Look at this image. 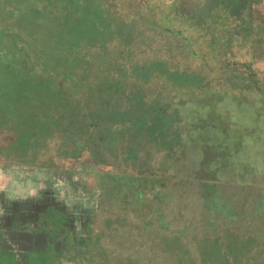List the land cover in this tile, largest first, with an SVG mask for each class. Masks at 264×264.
Segmentation results:
<instances>
[{
    "label": "rangeland",
    "instance_id": "obj_1",
    "mask_svg": "<svg viewBox=\"0 0 264 264\" xmlns=\"http://www.w3.org/2000/svg\"><path fill=\"white\" fill-rule=\"evenodd\" d=\"M25 1L18 14L0 13V22L33 20L21 21L29 39L13 31L22 53L0 58L11 82L0 84V111L30 129L24 139L48 140L32 147L51 164L0 156V188L25 199L29 219L56 215L37 221L54 233L55 264H263L264 11L240 5L235 15L210 0H45L34 14ZM64 95L90 101L93 115L76 112L79 123L104 117L108 137L120 138L65 130L56 110ZM37 100L42 123L29 118ZM163 148L160 168L121 160ZM245 246L257 251L240 263Z\"/></svg>",
    "mask_w": 264,
    "mask_h": 264
},
{
    "label": "trees",
    "instance_id": "obj_2",
    "mask_svg": "<svg viewBox=\"0 0 264 264\" xmlns=\"http://www.w3.org/2000/svg\"><path fill=\"white\" fill-rule=\"evenodd\" d=\"M21 1H23V0H0V13L2 14V11L7 13L9 10L10 11L12 10V12H15V14H18L16 12H18V10H20L23 6ZM38 1L40 2V1H45V0H26L25 2H23V4L28 6L29 10L32 9L33 13L35 14V13H40V10L38 7V4H39ZM4 8H6V9H4ZM53 13H56V12H53ZM27 14H29V12ZM3 17H6V18H4V20H2L0 22V24L3 23L0 26V52H2V51H4V52H3V56H1L2 53H0V58L4 59L3 64L5 65L4 62H6V60L8 59V56L12 55L13 52H16L17 50H18V52H20V48H18V46H17L18 40H16V35L13 31L18 30L19 34L21 33L24 35V37H26V39H29L30 36H28L27 31H26L27 27H26V25H24L23 22H25L27 25L29 22V26H31V22L33 20H31L27 16H24V17H26L28 22L23 21L24 19L16 20L17 17L13 16V15H10V17H8V16H3ZM0 20H1V17H0ZM17 21H18V23H17ZM21 21H23V22H21ZM7 29H8V31H7ZM30 40H31V42L33 41L35 43H40L39 38L36 39V38L31 37ZM21 51H23V50H21ZM20 53H22V52H20ZM1 63H2V61L0 60V64ZM25 63L27 64L28 62L26 61L21 65V66H23L22 67L23 69H27L26 66H29V65H26ZM5 68H6V66H5ZM47 70H50V69H47ZM3 74H4L3 71L0 70L1 87L2 88H4V87L10 88V86H11L10 79H6ZM257 77H260V76H257ZM64 97H65L64 99H61V102L63 103L62 107L58 108V109L56 108V110H57V117L60 119V122H64L65 130H71V132H73V133L76 132L77 130L78 131L81 130L80 132L84 137L89 136V134H91V131H93V132L97 131V132H100V135L102 136L101 138L106 139L108 141H111L112 143H115L120 138L119 134H117L114 137L113 141L108 137L109 132L106 129H104L106 127L105 125L108 124L107 123L108 121H107V119H103L104 117L97 119L95 122L87 123V124H85L82 121H80V123H79V121H77L76 114L78 112L89 113L88 116L93 115L92 113H90L91 111H93V109H91V106L89 104L90 101L86 100V101H83V103H80V102L78 103V102H73L69 95L68 96L64 95ZM26 102H27V107H28L30 102H28V101H26ZM43 103L44 102L42 100L31 101V110L29 111V113H30L29 118H37L38 122L42 123V119L45 116L42 113ZM83 108H86V110ZM35 111H38L37 114H34ZM9 113H10L9 111L8 112H4V111L1 112L0 111V156H3V158L7 159L8 161L12 160V161L31 163V164L33 162L42 163V164H37V165H39L38 166L39 169L44 167V165H45L44 163H47L46 165H50L51 161L49 164L46 160H42V157L46 154L41 155L39 152L33 151L34 147H32L33 144H36V146H37V144L41 145L44 143L45 140L46 141H48V140L41 137V136H43L41 134H39L40 142L31 143L30 141H28L29 139H27V138L24 139L23 135L25 134V132H27V131L29 132L30 129L22 128L24 126H23V123L21 121L20 122L22 124V127L20 128L19 125L16 123V120L12 119L11 115ZM50 119L51 118H49V120H48L49 124L51 123ZM75 119H76V121H75ZM44 121H46V118L44 119ZM22 133H24V134H22ZM21 136L23 137V139L21 138ZM64 138H65V140H63V142H66L67 139H69L70 141H73V139L75 137L71 134L69 137H64ZM175 142H176L175 146L177 147L180 144V137L177 136ZM44 144H46V143H44ZM84 144L91 148L93 142L90 140H89V142L84 140ZM131 145L132 144H129L127 147H129L131 149H136V148H133ZM66 147H68V146H66ZM176 147H175V149H176ZM58 151H59V149H58ZM136 151L137 152L135 153L134 157L121 158V160L122 161H128V162L139 160L140 166H141L140 168L143 170L144 169L146 170L147 167H151V166L152 167L157 166L158 168H160L163 160L170 154V151L168 149H164V148L161 149L158 153H156L155 151H153L151 149L146 154L147 156L143 155L144 154L143 150H136ZM68 152L71 153L72 151H68ZM120 153L118 155H121ZM156 154L158 155L157 157H159L158 160H156V157H155ZM118 155H117V158H118ZM45 157H47V156H45ZM55 167H57V166H55ZM53 171L56 172L55 169ZM70 171L71 170H67L66 171L67 174H70ZM56 174H60V172L56 173ZM118 181H119L118 179H115L112 182L118 183ZM158 187L160 189L165 188V186L162 187L159 185H158ZM121 209H123V208H121ZM126 209H128V208H126ZM135 209H137V208H131L130 210L133 211ZM212 244L217 246L216 248H215V246H213V248H214L213 253L215 252L214 254H216L219 250H221V245H223L221 241L220 242L218 241V242L212 243ZM263 244L264 243L262 242L261 245H263ZM254 251H257L256 246H251V247L245 246V250H242V252H240L241 256H239V262L242 263V258L244 255L246 256L247 253H249V252L253 253ZM216 257L221 258L217 255H216ZM224 262H225V260H224ZM225 263H227V261ZM261 264H262V261H261ZM263 264H264V262H263Z\"/></svg>",
    "mask_w": 264,
    "mask_h": 264
},
{
    "label": "crops",
    "instance_id": "obj_3",
    "mask_svg": "<svg viewBox=\"0 0 264 264\" xmlns=\"http://www.w3.org/2000/svg\"><path fill=\"white\" fill-rule=\"evenodd\" d=\"M3 189L6 188H0V264H55L53 231L34 225L27 218L25 199L15 198Z\"/></svg>",
    "mask_w": 264,
    "mask_h": 264
},
{
    "label": "flooded vegetation",
    "instance_id": "obj_4",
    "mask_svg": "<svg viewBox=\"0 0 264 264\" xmlns=\"http://www.w3.org/2000/svg\"><path fill=\"white\" fill-rule=\"evenodd\" d=\"M210 1L215 3V4H218V5L220 3H227L226 5L229 6V9H231V12L234 13L235 15H237V14L233 10L235 7H239L240 5L251 6L252 14L262 12L264 10V0H210ZM34 210H36L35 207H34ZM33 213H34V215L31 218L33 221V224L34 225H40V227H42L44 230H45L44 225H41L40 223H38L40 218L43 219L44 215L47 214V215H53V216L49 217L52 221H55V219H56V215L51 214L50 212H47V210H45V211L36 210Z\"/></svg>",
    "mask_w": 264,
    "mask_h": 264
}]
</instances>
